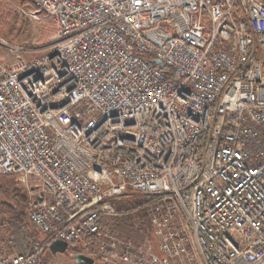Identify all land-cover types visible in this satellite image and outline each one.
Masks as SVG:
<instances>
[{"label": "built area", "instance_id": "obj_1", "mask_svg": "<svg viewBox=\"0 0 264 264\" xmlns=\"http://www.w3.org/2000/svg\"><path fill=\"white\" fill-rule=\"evenodd\" d=\"M33 2L59 40L0 64V174L44 240L0 264L57 239L103 264H264V0ZM132 194L157 198L161 254L107 225Z\"/></svg>", "mask_w": 264, "mask_h": 264}, {"label": "rangeland", "instance_id": "obj_2", "mask_svg": "<svg viewBox=\"0 0 264 264\" xmlns=\"http://www.w3.org/2000/svg\"><path fill=\"white\" fill-rule=\"evenodd\" d=\"M14 10L21 14L19 23L14 22L16 31L9 33L7 27L0 29V64H9L17 59L19 55L23 58L32 59L50 50L59 40L57 27L53 18L46 12L35 8H22L10 0H3ZM23 48L19 53L11 47ZM2 175V174H0ZM18 194L0 187V242L3 247L9 248L10 225L17 215L25 213L26 194L15 181ZM150 196L144 194H132L117 199V206L120 208L116 214H107V225L112 231L127 240L134 242L152 241L155 250L160 252V241L154 235L149 224V212L153 204L149 202ZM29 233L33 247L36 241L44 240L43 235L28 221ZM31 247V250H32ZM82 251L76 245H68L65 253H53L50 249L46 250L41 262L42 264H77L73 253ZM19 253V252H17ZM93 264H103L99 258H94ZM175 264V263H174Z\"/></svg>", "mask_w": 264, "mask_h": 264}, {"label": "trees", "instance_id": "obj_3", "mask_svg": "<svg viewBox=\"0 0 264 264\" xmlns=\"http://www.w3.org/2000/svg\"><path fill=\"white\" fill-rule=\"evenodd\" d=\"M13 3L17 4L22 8H35V4L33 0H10ZM21 14L14 10L8 3L0 0V29L3 27H7L9 33L16 31L14 26V22L19 23L21 20ZM0 187H4L5 189L14 192L16 195L18 194L17 185L15 183V176L8 175H0ZM117 200L113 201L114 206L119 212L120 208L117 206ZM157 198L154 196H150L149 202L153 204L156 203ZM26 213L17 215L16 219L10 225V239L9 246L12 249V253H27V250L31 246V235L29 233V226L25 221Z\"/></svg>", "mask_w": 264, "mask_h": 264}, {"label": "water", "instance_id": "obj_4", "mask_svg": "<svg viewBox=\"0 0 264 264\" xmlns=\"http://www.w3.org/2000/svg\"><path fill=\"white\" fill-rule=\"evenodd\" d=\"M153 63L157 64V65H162V66L165 65L160 60H153ZM49 249L53 253H65L68 249V244H67V242H65L63 240L57 239V240H54L50 243ZM71 257L74 258V260L77 264H93L94 263V258L83 253V252L73 253L71 255ZM166 264H169V263L166 262Z\"/></svg>", "mask_w": 264, "mask_h": 264}, {"label": "crops", "instance_id": "obj_5", "mask_svg": "<svg viewBox=\"0 0 264 264\" xmlns=\"http://www.w3.org/2000/svg\"><path fill=\"white\" fill-rule=\"evenodd\" d=\"M0 242H2V241H0ZM4 245H2L1 243H0V256H3V255H6V254H11L12 253V249H11V247L9 246V252H8V250H7V247H3ZM31 247L32 246H30V248L27 250V253H29L30 251H31Z\"/></svg>", "mask_w": 264, "mask_h": 264}]
</instances>
